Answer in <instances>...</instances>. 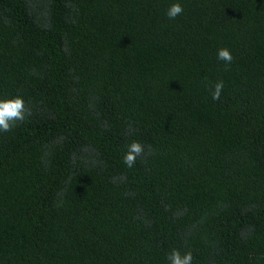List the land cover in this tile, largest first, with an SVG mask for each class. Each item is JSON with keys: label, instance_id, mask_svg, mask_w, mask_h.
<instances>
[{"label": "trees", "instance_id": "trees-1", "mask_svg": "<svg viewBox=\"0 0 264 264\" xmlns=\"http://www.w3.org/2000/svg\"><path fill=\"white\" fill-rule=\"evenodd\" d=\"M174 2L0 0V264H264V0Z\"/></svg>", "mask_w": 264, "mask_h": 264}, {"label": "clouds", "instance_id": "clouds-1", "mask_svg": "<svg viewBox=\"0 0 264 264\" xmlns=\"http://www.w3.org/2000/svg\"><path fill=\"white\" fill-rule=\"evenodd\" d=\"M183 11L181 3L177 0V2L170 4L165 14L169 20H175ZM217 59L227 65L231 64L233 57L227 48H221L217 51ZM223 88V81H219L213 86L211 92L213 101L220 99ZM27 114L28 110L22 97L0 98V134L11 131L17 122L25 120ZM126 148L123 163L126 167L132 168L136 163L137 157L144 153V146L139 142L133 141ZM166 259L167 264H193L194 258L191 252L182 254L179 250L173 249L167 254Z\"/></svg>", "mask_w": 264, "mask_h": 264}]
</instances>
